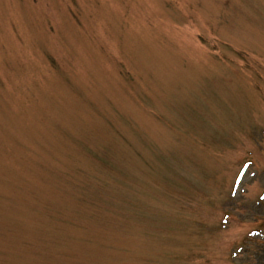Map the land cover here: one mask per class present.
I'll return each instance as SVG.
<instances>
[{"label":"rangeland","instance_id":"obj_1","mask_svg":"<svg viewBox=\"0 0 264 264\" xmlns=\"http://www.w3.org/2000/svg\"><path fill=\"white\" fill-rule=\"evenodd\" d=\"M0 264H264V0H0Z\"/></svg>","mask_w":264,"mask_h":264}]
</instances>
